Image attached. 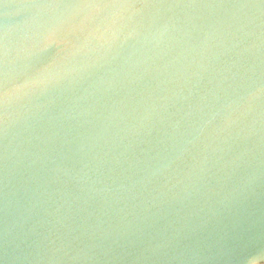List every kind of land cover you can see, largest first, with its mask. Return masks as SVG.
<instances>
[{
    "label": "water",
    "instance_id": "obj_1",
    "mask_svg": "<svg viewBox=\"0 0 264 264\" xmlns=\"http://www.w3.org/2000/svg\"><path fill=\"white\" fill-rule=\"evenodd\" d=\"M0 264H264V0H0Z\"/></svg>",
    "mask_w": 264,
    "mask_h": 264
}]
</instances>
